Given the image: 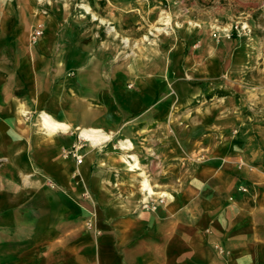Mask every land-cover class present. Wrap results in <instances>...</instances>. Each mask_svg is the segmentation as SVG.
Segmentation results:
<instances>
[{"label":"crops","instance_id":"crops-1","mask_svg":"<svg viewBox=\"0 0 264 264\" xmlns=\"http://www.w3.org/2000/svg\"><path fill=\"white\" fill-rule=\"evenodd\" d=\"M79 21L59 0H0V264H264V174L237 170L214 116L190 107L244 64L192 25L169 36L168 19L153 26L152 52L137 60ZM193 35L202 58L187 48ZM43 115L61 125L52 135ZM187 115L189 127L167 125ZM87 130L108 141L87 143L76 166L62 151ZM122 140L129 150L114 152ZM183 152L205 161L184 172ZM143 180L167 197L154 211L139 207Z\"/></svg>","mask_w":264,"mask_h":264},{"label":"rangeland","instance_id":"rangeland-1","mask_svg":"<svg viewBox=\"0 0 264 264\" xmlns=\"http://www.w3.org/2000/svg\"><path fill=\"white\" fill-rule=\"evenodd\" d=\"M59 1L66 5L71 18L78 17L81 20L79 22H83L80 24L83 28L96 34L98 39L110 42L122 56L127 54L141 60L148 50L152 52L148 42L155 37L149 33L153 32V26L161 27L166 19L173 28L165 32L168 36L192 25L197 33H207L216 47L226 48L230 52V62L242 63L244 66L240 71H231V78L224 75L218 79L217 86L209 87L207 91L204 89L199 94L197 103L190 107L199 105L204 107L203 112L214 116V126L221 130L214 139L220 145L232 146L231 155L235 158L237 170L245 168L256 174H264V0ZM112 28L114 30L110 31ZM124 39L129 40L127 47L123 43ZM189 43L187 48L195 50L189 49V52H198L196 56L202 58L201 38L193 35ZM235 52H238L236 58ZM174 77L178 76L175 74ZM226 82L229 86L223 85ZM224 94L236 96L239 101L227 105L220 98H215ZM168 109L173 113L193 110L189 107L180 109L175 103ZM190 117L191 115H187L182 120L168 118L167 125L189 127ZM171 127L168 132L173 135ZM126 141L128 140H122L123 143ZM136 143L140 146L141 140L134 142V149ZM118 144H113V151L120 154ZM204 161L202 153L195 157L183 152L177 163L179 169L187 172L191 164H201ZM141 162L138 157L140 172L149 178ZM178 183L180 185L181 181L178 180ZM155 193L157 198L159 193ZM85 198L90 200L87 192ZM141 201L142 197L140 209Z\"/></svg>","mask_w":264,"mask_h":264},{"label":"built area","instance_id":"built-area-1","mask_svg":"<svg viewBox=\"0 0 264 264\" xmlns=\"http://www.w3.org/2000/svg\"><path fill=\"white\" fill-rule=\"evenodd\" d=\"M238 27V26H237ZM237 27L235 28L237 30ZM44 34V26L39 23L37 24L29 34V44L31 46H35L38 41L43 37ZM89 143L87 140L83 139L80 136V133L76 136V142L72 145V147L69 150H63L62 151V157L63 158H72L75 161L76 166H80L83 163V155L81 154V151L85 148L86 144ZM241 191L246 192L245 188H240ZM158 194V193H157ZM156 193L152 197H147L144 200V197L141 201V209L145 211H154L158 205H161L164 203L165 198L161 197V194L155 198ZM86 227L88 230H94V224L92 220H88L86 223ZM96 234H99V231H95ZM215 249L220 255H224L225 251L219 247L215 246Z\"/></svg>","mask_w":264,"mask_h":264},{"label":"bare ground","instance_id":"bare-ground-1","mask_svg":"<svg viewBox=\"0 0 264 264\" xmlns=\"http://www.w3.org/2000/svg\"><path fill=\"white\" fill-rule=\"evenodd\" d=\"M42 124L45 127L48 135H52V133H54L58 127H61V125L53 122L52 120L49 119L48 116H45V115H43ZM80 136L83 139L87 140L89 142V144L92 146H100V145H102L108 141V137L104 136L103 134H101L98 131H93V130L81 131ZM130 146L131 145L129 143L128 144L122 143L121 145H118L117 148H118V150L124 152L126 150H129ZM136 166H137L136 164L129 163L130 170L138 168ZM141 185H142L141 191L143 193L144 200L147 197H152L154 195L147 180H143ZM161 197H163V196H161Z\"/></svg>","mask_w":264,"mask_h":264}]
</instances>
